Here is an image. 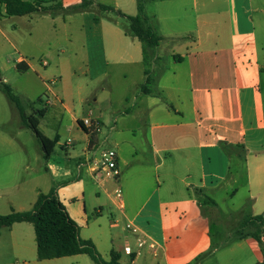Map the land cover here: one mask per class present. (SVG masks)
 Wrapping results in <instances>:
<instances>
[{"label":"crops","instance_id":"crops-1","mask_svg":"<svg viewBox=\"0 0 264 264\" xmlns=\"http://www.w3.org/2000/svg\"><path fill=\"white\" fill-rule=\"evenodd\" d=\"M96 1L127 15L139 12L138 0ZM147 1L155 7L148 13L144 5L145 13L163 39L149 65L142 43L114 15L97 21L95 11L7 16L0 4V74L18 71V64L28 67L23 74H36L48 93L45 115L56 122L48 138L59 137L49 157L39 149L38 169L3 162L0 151V215L30 211L40 194L54 189L81 238L107 249L106 261L115 252L121 264H264V224L255 221L254 230L237 237L213 233V218L222 213L247 212L251 219L264 213V0ZM65 52L99 85L93 105L83 100L75 109L46 82L49 54L60 60ZM39 55L40 64H33L29 57ZM85 117L99 123L93 146L80 125ZM73 128L84 133H70ZM14 139L0 133L3 148L13 150ZM104 147L118 153L119 183L98 184L93 176ZM18 166L27 176L44 172L52 184L44 192L34 177H19ZM116 186L122 202L112 196ZM91 187L101 200L93 205ZM243 188L248 195L240 203ZM221 191L230 203L225 211L216 198ZM107 207L111 219L103 214ZM128 222L138 234L126 230ZM117 228L123 233L114 238ZM140 236L147 241L141 248ZM116 237L134 253L122 255ZM0 264L96 263L87 254L40 260L34 225L22 221L0 227Z\"/></svg>","mask_w":264,"mask_h":264},{"label":"trees","instance_id":"trees-1","mask_svg":"<svg viewBox=\"0 0 264 264\" xmlns=\"http://www.w3.org/2000/svg\"><path fill=\"white\" fill-rule=\"evenodd\" d=\"M146 1L138 0L139 12L136 16L127 15L113 6L97 3L96 0H81L80 3L68 7H64L61 3L43 5L46 2L43 0H0V4L6 6L7 16H24L36 12H60L71 15L95 11L97 13L95 20L97 21L100 17L112 20V15H114L122 20V28L125 33L137 38L142 43L144 61L146 65H149L150 61L153 60L155 49L161 44L163 39L154 29L150 17L145 13L144 5ZM17 69L20 72H25L28 67L18 64ZM150 81L151 79L148 78L146 84L142 86V92L148 91L147 84ZM0 89L19 110L23 126L34 132L44 150L45 157H49L59 137L50 139L42 134L39 128V121L35 117L26 116L22 99L13 92V88L9 84L0 82ZM40 115L44 116L45 111L41 110ZM80 125L87 133H90L91 145L93 146L97 131L94 128H86L82 122H80ZM252 220L264 224V213L254 217ZM22 221L31 222L34 225L37 254L40 260L87 254L96 264H121L119 263V254L113 252L111 260L106 261L92 240L81 238L79 225L70 217L54 189L47 194H40L30 211H12L10 214L0 215V227H9L15 222ZM253 236L261 242L260 233H254Z\"/></svg>","mask_w":264,"mask_h":264},{"label":"rangeland","instance_id":"rangeland-1","mask_svg":"<svg viewBox=\"0 0 264 264\" xmlns=\"http://www.w3.org/2000/svg\"><path fill=\"white\" fill-rule=\"evenodd\" d=\"M97 2V1H96ZM98 3V2H97ZM154 2L146 1L145 8L148 13L154 10ZM102 4V3H101ZM44 5V4H43ZM37 13V12H36ZM18 19V18H17ZM16 22V20H15ZM66 46V43H63ZM38 53V52H36ZM44 54V53H43ZM56 53L49 54V58L53 59L52 65L48 68L47 73L45 76L47 77V83L58 90L61 98L65 101L66 104L69 106L78 109L81 106V101H85L84 104H91L93 105L94 94L100 90L99 85L94 83L91 80L90 73L80 72L81 70H85L82 68L78 71V67L80 66L79 58L72 55V52H65L64 54L61 53V59L58 60ZM46 55V53H45ZM44 55V56H45ZM43 55H39L35 57V59H31L33 64H40ZM47 58V57H43ZM48 59V58H47ZM60 62L59 67H56V63ZM8 78L7 84H9L13 88V92L18 95L22 99V103L24 105L25 114L26 116L35 117L39 121L40 130L43 134L47 137L52 136L54 132V128L56 122H53L47 118V116H41L40 111L46 109V101L48 100V93L45 91V87L39 82L36 77V74L33 71H30L26 74L22 72H18L15 69L4 71L0 74L1 78ZM59 80V82H58ZM264 88V83H263ZM30 103V105H28ZM68 116V115H66ZM67 118V117H66ZM67 124L65 121L64 124ZM64 133H66L65 125H63ZM9 133L14 134L16 139H14V148L13 150H9L2 147V143L0 144V151L2 154V161L9 163L12 161L15 165L23 164L26 166L29 164L33 167V169H38L37 164V156L39 149H42V146L38 139L36 138L34 132L29 129L25 128L22 124V120L20 117V112L16 108L14 104H12L6 95L0 89V133ZM70 133H84L83 130L73 128L72 132ZM105 148V147H104ZM108 149V148H105ZM44 152V150H43ZM18 170V175L21 177L22 175L24 178H28L29 180L34 177V183L38 184L44 192L46 191V187L51 183L50 177L45 174L44 172H36L33 174L32 170L29 171V176L27 173L21 168L15 167ZM62 180V179H59ZM35 184V185H36ZM31 185V184H30ZM88 194V203L93 205L94 202H101V200L97 199L95 194V189L91 187L90 190L87 192ZM248 195L247 190L243 188L240 193L237 195L238 201L241 203L246 196ZM225 197V193L221 191L219 195H217V199L222 202V210L225 211L229 208L230 203L228 202L225 205L223 198ZM102 201L104 199L102 198ZM106 206V205H105ZM258 212V211H257ZM105 216H108L111 219L110 210L108 207L106 208L105 212L103 213ZM245 214L248 215L247 212ZM262 214V213H259ZM247 215H235V214H221V218L214 217L213 219L216 223H221L223 228H220L218 224H214L213 233L216 236V239L221 236V231H233V236H240L244 234L246 230H254L256 226L255 220H252ZM123 231L120 228L115 229V234L122 235ZM230 233L224 234L226 237L229 236ZM119 237V236H118ZM116 237L118 243V249L121 250V254L124 255V249L121 246V240ZM101 250H99L100 254L102 255V251L106 252L107 249H104L100 246ZM106 254V253H104ZM107 256V255H105ZM125 256V255H124ZM104 258V256L102 255ZM105 259V258H104Z\"/></svg>","mask_w":264,"mask_h":264},{"label":"built area","instance_id":"built-area-1","mask_svg":"<svg viewBox=\"0 0 264 264\" xmlns=\"http://www.w3.org/2000/svg\"><path fill=\"white\" fill-rule=\"evenodd\" d=\"M44 64H47L44 62ZM86 128H94L95 131H99V123L91 119L90 117H85L81 120ZM68 142H71L68 139ZM93 176L98 184L104 181H113L114 183H119L121 178V170L118 165V153L114 149H105L101 152L99 160L95 163L93 168ZM112 196L115 200L122 202L123 193L119 186H116L112 191ZM126 230L134 234H138V228L128 222L126 224ZM147 244V241L141 236L137 238V245L139 248ZM150 247L154 248V244L150 243ZM127 255H132L134 252L131 248L127 247L125 250Z\"/></svg>","mask_w":264,"mask_h":264}]
</instances>
